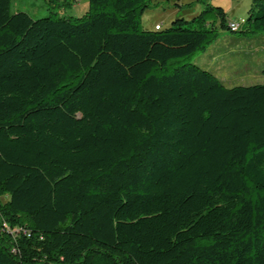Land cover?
<instances>
[{
	"label": "trees",
	"instance_id": "16d2710c",
	"mask_svg": "<svg viewBox=\"0 0 264 264\" xmlns=\"http://www.w3.org/2000/svg\"><path fill=\"white\" fill-rule=\"evenodd\" d=\"M10 2L0 264H264V83L187 62L219 30L264 32V0L242 22L208 5L164 29H142L145 0L41 18Z\"/></svg>",
	"mask_w": 264,
	"mask_h": 264
},
{
	"label": "rangeland",
	"instance_id": "374dc122",
	"mask_svg": "<svg viewBox=\"0 0 264 264\" xmlns=\"http://www.w3.org/2000/svg\"><path fill=\"white\" fill-rule=\"evenodd\" d=\"M149 6L140 14L142 29H153L158 23L169 27L174 17L190 19L208 5L224 9L228 21L242 22L254 0H145ZM71 5H53L48 0H11L10 12H26L33 18L79 17L88 10V0H70ZM187 62L213 72L226 86H248L264 83V32L240 36L229 30H219L217 38L205 50L191 56ZM5 202L7 196L1 197ZM8 226V225H7ZM10 230V226H8Z\"/></svg>",
	"mask_w": 264,
	"mask_h": 264
},
{
	"label": "built area",
	"instance_id": "2783aa9c",
	"mask_svg": "<svg viewBox=\"0 0 264 264\" xmlns=\"http://www.w3.org/2000/svg\"><path fill=\"white\" fill-rule=\"evenodd\" d=\"M155 27H158V25H155ZM2 226H3V227H2L3 230H9V228H8V226H7L6 223H3Z\"/></svg>",
	"mask_w": 264,
	"mask_h": 264
},
{
	"label": "bare ground",
	"instance_id": "6f19581e",
	"mask_svg": "<svg viewBox=\"0 0 264 264\" xmlns=\"http://www.w3.org/2000/svg\"><path fill=\"white\" fill-rule=\"evenodd\" d=\"M237 26H238V24H236V23H231V27H232L233 29H235ZM155 28H158V27H155Z\"/></svg>",
	"mask_w": 264,
	"mask_h": 264
},
{
	"label": "crops",
	"instance_id": "0c3cea01",
	"mask_svg": "<svg viewBox=\"0 0 264 264\" xmlns=\"http://www.w3.org/2000/svg\"><path fill=\"white\" fill-rule=\"evenodd\" d=\"M158 23H156L155 25H157Z\"/></svg>",
	"mask_w": 264,
	"mask_h": 264
}]
</instances>
